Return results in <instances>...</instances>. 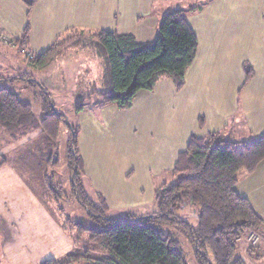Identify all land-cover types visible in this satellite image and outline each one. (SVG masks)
I'll use <instances>...</instances> for the list:
<instances>
[{"label": "crops", "instance_id": "0c3cea01", "mask_svg": "<svg viewBox=\"0 0 264 264\" xmlns=\"http://www.w3.org/2000/svg\"><path fill=\"white\" fill-rule=\"evenodd\" d=\"M203 1L199 10L186 11V21L198 45L183 87L177 91L172 80L163 78L151 90H139L131 106L120 109L110 105L114 113L125 117L122 150L110 149L109 140L100 133L112 115L100 117L98 124L95 117L90 119L88 115V119L80 120L77 144L84 183L93 194L103 196L110 217L153 212L155 187L167 182L179 152L192 135L220 131L227 139L239 141L264 131V0ZM153 3L154 0H37L27 15L21 0H0V35L5 33V42L14 47V39L29 23L30 54L42 52L57 35L72 27L131 33L138 41H151L165 14L154 10ZM244 63L254 72L246 82ZM103 74L101 69L98 89L104 87ZM225 83L229 88L222 95ZM236 104L242 107L239 117L234 116ZM111 122L114 131H119L121 121ZM237 177L235 190L264 218V160L251 173L240 170ZM14 215L18 218L24 258L12 264H38L72 250L69 235L37 202L14 169L5 164L0 166V216L13 222Z\"/></svg>", "mask_w": 264, "mask_h": 264}, {"label": "trees", "instance_id": "16d2710c", "mask_svg": "<svg viewBox=\"0 0 264 264\" xmlns=\"http://www.w3.org/2000/svg\"><path fill=\"white\" fill-rule=\"evenodd\" d=\"M21 1L29 15L37 0ZM201 6L202 3L187 10L179 7L168 11L160 19L156 38L151 41H138L131 33L72 27L57 35L42 52L25 54L30 34L27 23L13 42L25 58V67L37 70L47 68L68 48H90L102 58L104 87L82 98L76 111L83 110L93 96L97 97L96 103H112L125 109L131 106L139 90H151L160 79L172 80L177 91L183 87L186 70L195 58L198 45L186 21V11L194 12ZM243 68L246 82L254 72L247 63ZM24 76L0 75V80ZM25 79L43 88L44 110L51 107V96L43 85L35 79ZM62 123L70 128L67 140L70 189L93 224L87 225L83 220L68 221L74 229L73 235L68 232L67 224L60 223L73 242L72 250L38 264L82 261L92 264H188L178 238L162 230V226L168 224L187 235L201 264H247L237 253L238 239L249 230L262 231L264 218L247 198L237 193L235 185L240 170L251 173L264 160V131L252 139L239 141L227 139L220 131L192 135L171 169L172 180L155 187V210L144 215L113 218L108 215L106 201L100 193H95L94 199L86 193L77 144L78 130L68 123L66 114L53 107L38 119L30 103L23 101L11 88L0 86V127L10 138L19 139L39 129L46 146L50 147ZM0 157V166L8 164L3 156ZM49 158L48 162L56 166L57 159L51 162ZM49 176L45 175L47 189L57 198L62 185L52 183ZM187 208H191L194 221L183 214ZM90 249L104 254L92 256ZM245 251L255 259L264 256L256 246L247 245Z\"/></svg>", "mask_w": 264, "mask_h": 264}, {"label": "rangeland", "instance_id": "374dc122", "mask_svg": "<svg viewBox=\"0 0 264 264\" xmlns=\"http://www.w3.org/2000/svg\"><path fill=\"white\" fill-rule=\"evenodd\" d=\"M203 0H154L153 9L167 11L182 7L189 9L190 6L201 5ZM152 9V10H153ZM186 9V10H187ZM154 11V12H157ZM164 14V15H165ZM163 15V16H164ZM5 33L0 35V75L11 77L18 75H25L22 79L0 80V86L11 88L17 92L21 99L30 103L36 117L40 119L44 115V111L48 112L51 108L63 112L67 116L68 123L75 129L81 126V119H88L86 116L95 117L98 124L101 118H108L112 115L116 121H121L118 126L119 131H114L111 125L112 120L107 123L105 127L100 128V133L103 139H108L110 142V149H123V136L125 117L120 116L112 111L110 105L112 103H96L97 97L93 96L90 102L85 103L84 109L80 112L76 111V106L82 98L88 95L91 91L96 90L101 84V69L102 58L96 55L90 48H68L63 55L53 61L45 70H37L25 67V58L14 45L9 46L10 42H5ZM10 40V39H9ZM25 54H29V48L25 50ZM228 64V63H227ZM229 65V64H228ZM20 77V76H19ZM25 77L39 81L43 87L50 94L52 101L51 107H46L43 101V88L28 81ZM229 85L225 83V87L221 88L227 90ZM241 88L237 89L236 102L240 101L239 93ZM223 95V94H222ZM234 116H241L242 107L238 106ZM82 112V113H81ZM240 126V124H239ZM70 128L67 124H61L58 137L53 145L46 146V141L39 129L32 130L22 138L12 139L8 136L4 129L0 127V155L8 162L14 169L20 179L31 189L37 202H40L45 209L59 222V224L66 225L68 221L83 220L85 224L92 225L86 211L75 200L74 195L70 189V174L68 168L69 152L67 147V140L69 138ZM57 159V165L52 166L48 162ZM1 159V157H0ZM49 174L52 183H59L62 185L59 197L53 196L47 189L45 183V175ZM167 182L172 180V176L168 175L165 179ZM86 193L89 197L94 199L93 192L86 185ZM264 191V187L262 189ZM238 193V192H237ZM240 194V193H238ZM183 214L189 221H194L193 212L191 208L183 211ZM15 220L12 222L6 217L0 216V264H9L14 262H21L24 254L21 252V244L19 243V228L17 226L18 218L14 215ZM71 222L67 224L69 233H74L71 229ZM164 232H169L178 238L182 252L188 264H201L192 250L187 235L173 225L162 226ZM252 230L248 231L249 232ZM241 236L238 239L237 253L241 255L248 264H264V256L255 259L245 251L248 242L246 236ZM86 238L87 235L85 234ZM92 256H101L104 252H97L90 249ZM26 255V254H25ZM209 257L211 254L209 252ZM28 260V258H27ZM8 262V263H7ZM23 264H29L25 261ZM21 263V264H22ZM76 264H92V262H79Z\"/></svg>", "mask_w": 264, "mask_h": 264}, {"label": "built area", "instance_id": "2783aa9c", "mask_svg": "<svg viewBox=\"0 0 264 264\" xmlns=\"http://www.w3.org/2000/svg\"><path fill=\"white\" fill-rule=\"evenodd\" d=\"M246 241L248 242L250 246L258 247L260 252L264 255V228L262 229V231L261 230L260 231H256V230L250 231L249 234L246 236Z\"/></svg>", "mask_w": 264, "mask_h": 264}]
</instances>
